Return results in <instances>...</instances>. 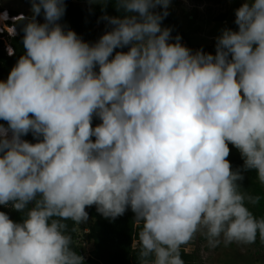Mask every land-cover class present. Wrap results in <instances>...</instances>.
<instances>
[{"label":"clouds","instance_id":"9594fccd","mask_svg":"<svg viewBox=\"0 0 264 264\" xmlns=\"http://www.w3.org/2000/svg\"><path fill=\"white\" fill-rule=\"evenodd\" d=\"M28 3L23 53L0 79V207L20 214L0 211V264H85L66 222L92 206L134 214L138 264H185L197 234L264 244L241 185L249 170L264 185V0L234 9L214 52L172 35V0H115L114 16L89 0L106 29L93 42L60 23L65 0Z\"/></svg>","mask_w":264,"mask_h":264},{"label":"trees","instance_id":"16d2710c","mask_svg":"<svg viewBox=\"0 0 264 264\" xmlns=\"http://www.w3.org/2000/svg\"><path fill=\"white\" fill-rule=\"evenodd\" d=\"M28 1V0H26ZM66 12L60 23L74 30L85 41L93 42L99 38L106 30L98 22V17L101 16V9L98 5H90L89 0H65ZM108 6L105 9L108 15H117L114 5L115 0H108ZM237 4L233 9L237 8ZM234 12V10H233ZM7 14L0 7V79H5L10 68L15 63L16 59L23 53L22 37V21L24 16L17 11L8 10ZM22 16V17H21ZM226 14H219L215 19L223 21ZM42 21V17L37 18ZM235 19L234 13L230 19L229 25L232 29L236 28L233 23ZM167 21L173 27L172 35L179 33L182 38H185L188 47L193 50L203 48L206 52H214V43L194 45L189 42V39L182 31L168 18ZM3 123V121H0ZM25 139L32 140L31 135ZM230 147L229 161L233 168H240L243 161L239 152ZM244 179L241 182L243 190L249 195L258 198L254 205H249L250 210L257 217L264 216V185H261L256 177L254 170H249L243 173ZM0 211H7L10 218L19 220L20 214L10 209L0 207ZM89 214V220L86 224H82L79 229H85L84 233L78 234L76 225L72 221H67L68 231L72 236L73 247L82 254L81 244L83 240L90 243V249L87 251L85 264H138L137 250L138 244L137 232L139 226L133 223V213L128 210L123 216L117 217L115 220L109 221L103 218L95 211V206L86 208ZM201 237L200 240H205ZM190 242V241H189ZM188 242V243H189ZM187 243V244H188ZM186 244V245H187ZM259 251H264V244L259 239L252 244ZM197 250L186 251L185 245L181 247V257L185 264H201L199 257L196 255ZM264 256V252L262 254Z\"/></svg>","mask_w":264,"mask_h":264},{"label":"rangeland","instance_id":"374dc122","mask_svg":"<svg viewBox=\"0 0 264 264\" xmlns=\"http://www.w3.org/2000/svg\"><path fill=\"white\" fill-rule=\"evenodd\" d=\"M243 0H172L169 16L163 21L164 25L171 26L167 19L170 18L180 31L194 45L214 43V37L223 27H230L229 22L233 15V7ZM0 7L4 10H14L22 15H29V3L26 0H0ZM225 13L226 18L218 21L215 18ZM38 18V17H37ZM99 23L105 27L104 21ZM235 30V29H233ZM78 234L85 229H79ZM202 235L197 234L185 245L186 251L197 250L201 264H264V251L257 250L252 244L240 245L236 243L225 245L221 242L216 247H209L207 240H200ZM90 243L83 240L82 254L86 255Z\"/></svg>","mask_w":264,"mask_h":264},{"label":"built area","instance_id":"2783aa9c","mask_svg":"<svg viewBox=\"0 0 264 264\" xmlns=\"http://www.w3.org/2000/svg\"><path fill=\"white\" fill-rule=\"evenodd\" d=\"M182 43L185 44L186 46H188V43L184 38H182Z\"/></svg>","mask_w":264,"mask_h":264}]
</instances>
